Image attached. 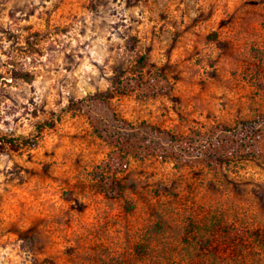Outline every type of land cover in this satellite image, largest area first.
<instances>
[{
    "label": "rangeland",
    "instance_id": "374dc122",
    "mask_svg": "<svg viewBox=\"0 0 264 264\" xmlns=\"http://www.w3.org/2000/svg\"><path fill=\"white\" fill-rule=\"evenodd\" d=\"M256 118L264 0H0V264H264Z\"/></svg>",
    "mask_w": 264,
    "mask_h": 264
},
{
    "label": "trees",
    "instance_id": "16d2710c",
    "mask_svg": "<svg viewBox=\"0 0 264 264\" xmlns=\"http://www.w3.org/2000/svg\"><path fill=\"white\" fill-rule=\"evenodd\" d=\"M138 64L140 65L141 68H143L145 66L144 59L140 57L138 59ZM22 78H26V80H28V81L30 80L26 75L23 76ZM104 100H106V99H105L104 95H102L101 93L97 94L91 98L88 97V98L82 99V101L80 102V103H82V106H81L82 111L85 108H88L90 110L92 108L91 104H95V102H97V101L103 102ZM91 112H93V111H89L90 114H91ZM108 114H109V116L107 117V120L105 121L106 125H108V123H110V122H111V124H115L116 121L114 119L113 113L108 111ZM263 124H264V119H259V118H256L253 121H248V122L244 121L242 123V126L240 128H238L239 130L237 133H235V135L238 137L237 138L238 140L240 139L241 135L246 136L247 138L258 137V134L260 132V128H261V126H263ZM121 130L128 131V133H124V134L118 133L117 136H132L134 139L135 138L134 134L135 135L139 134L136 132L135 128H131L128 125L121 127ZM126 134H128V135H126ZM218 134L224 135L222 140L219 139ZM157 137L159 140V145L161 147L162 156H164V155L165 156H171V157L177 159V156H178L180 150H182L181 145L184 144V141H182L181 139H177L175 137H169V136H159L158 135ZM230 138H231V136L227 135V132H220V131H218V133L215 137L206 138L202 135H197L195 137V139L191 140V143L188 144L187 148L191 149V151L187 150L186 153L195 152L196 154L200 155L202 153V148H205V147L210 148V147H213V146L218 145L220 143L224 144L223 148L225 150H227V148H228L227 145H229V143L231 141ZM119 140H120L119 142H122L121 139H119ZM28 144H30L31 146H34L35 142L30 141V143H28ZM146 144H149V143H146ZM143 146H145V145H143ZM147 147H146V149H147ZM3 151H4V146L2 144H0V153Z\"/></svg>",
    "mask_w": 264,
    "mask_h": 264
}]
</instances>
